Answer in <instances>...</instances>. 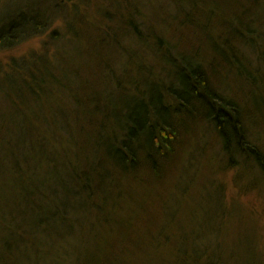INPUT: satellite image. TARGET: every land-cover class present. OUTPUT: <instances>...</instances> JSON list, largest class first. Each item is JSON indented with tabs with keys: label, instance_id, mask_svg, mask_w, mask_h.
<instances>
[{
	"label": "trees",
	"instance_id": "16d2710c",
	"mask_svg": "<svg viewBox=\"0 0 264 264\" xmlns=\"http://www.w3.org/2000/svg\"><path fill=\"white\" fill-rule=\"evenodd\" d=\"M190 3L192 9L187 12ZM175 4L176 13L164 7L169 13L165 20L159 17L155 21L157 17L152 15L155 22L149 26L150 35L143 33L135 18L136 11H140L137 5L124 6L125 19L123 14L119 18L121 26L136 40H151L147 49L152 62H144V49L131 54L125 46L122 54L130 61L116 67L111 49L103 45V51L95 54L99 59L96 71L94 67L89 70L91 79L78 89L77 81L68 86L73 92L81 89L83 96L78 102L82 108L65 115L63 124L50 116H37L34 124H1L0 264H224L220 250L190 245L192 238L175 231L181 223L178 213L160 202L159 193L172 187L170 177L188 147L189 136L199 126L186 119L193 114L201 118L199 114L205 107L213 110L203 118L215 127L226 166L234 168L245 158L264 176V149L248 130L249 114L244 116L215 84V72L221 64L233 65L227 53L240 60L234 41L245 40V35L236 30L233 37L221 40L222 46L214 41L208 52L213 12L191 0ZM257 6L254 0V8ZM234 22L226 26L234 27ZM51 23L26 38L44 33ZM31 24L33 18L24 29ZM185 28L200 31L204 36L201 38L206 39L202 41H207L192 57L180 53L175 43ZM60 32L53 31L50 38L60 36ZM170 33L173 38L168 37ZM220 50L226 53L224 62L213 53ZM24 61L13 60L7 72H18ZM216 61L221 63L215 71ZM40 65L38 75L28 71L18 87L19 92H28L39 103V94L51 91L43 73L53 66L48 60H42ZM142 73L160 77L159 83L150 87L160 90L156 92L160 94L157 109H145L143 114L137 111L133 117L125 113L127 99L117 110L111 109L109 103L101 107L96 101L99 90H121L127 95L142 92ZM120 76H125L124 80ZM166 77L172 81L166 82ZM161 108L167 111L168 121L163 120ZM246 148L255 152V158L246 154ZM145 189L157 195L129 205L131 195ZM154 200H159L158 205L168 212L151 211ZM162 223H168L169 228L161 230ZM239 250L244 255L240 256ZM239 250L230 256L234 264H258L255 251L247 243Z\"/></svg>",
	"mask_w": 264,
	"mask_h": 264
},
{
	"label": "rangeland",
	"instance_id": "374dc122",
	"mask_svg": "<svg viewBox=\"0 0 264 264\" xmlns=\"http://www.w3.org/2000/svg\"><path fill=\"white\" fill-rule=\"evenodd\" d=\"M192 1L205 11L213 12L209 20L208 37L212 40L207 44L208 52L214 46V41L221 45L220 42L233 37L236 32H232L236 30L243 31L245 35V40L234 41L243 63L225 53L233 65L221 64L220 70H217L221 62L216 61L218 83L215 84L239 106L244 116L249 114L248 130L253 140L264 149V0H257L256 8L254 0ZM175 2L187 3V0H0V126L34 124L37 116L58 118L59 123L63 124L65 115L69 116L77 107L82 108L78 102L83 96L81 89L73 92L68 86H73L77 81L78 89L86 79H91L89 70L94 67L96 71L99 59L95 54L103 51V45L111 49V60L116 67L122 61H130L126 54H122L125 46L131 49V54L139 48L144 49V62L148 60L151 63L147 49L151 40H136L132 33L124 31L119 18L123 14L125 19L128 4L137 5V10L141 12L136 11L138 15L135 18L143 33L150 35L149 26H153L159 17L165 20L170 12L176 13ZM191 9L190 3L186 11ZM153 14L157 17L155 21L151 19ZM31 18L33 24L24 29ZM231 20L235 21L234 27L226 26ZM50 22L44 33L26 38L28 34L41 31ZM55 30L61 31L60 36L52 35L50 38ZM173 36V33L168 35L169 38ZM201 37L204 36L200 31L185 28L175 43L179 45L180 53L192 57L197 48L207 43ZM213 53L222 62L225 61L224 51ZM22 58L25 61L20 64L18 72H7L13 60L20 63ZM42 60L50 61L53 66L43 73L51 84V91H42L39 103L31 99L28 92H19L18 87L28 71L33 70L35 76L38 75ZM135 62L138 64V61ZM162 75L165 77V74ZM124 77L119 78L124 80ZM139 77L142 92L132 91L127 95L121 90H99L96 101L101 107L109 103L111 109L117 110V106L124 105L123 101L127 99L129 106L125 113L133 117L137 111L143 114L145 109H157L160 94L156 92L160 90H151L150 87L159 83L160 77L143 73ZM130 78L133 79V75ZM170 81L172 78L166 77V82ZM59 84H62L61 90ZM218 109L216 107V111ZM203 111L199 114L201 118L193 114L186 119L190 124L199 126L189 136L188 147L184 149L182 157L180 155L177 169L170 177L172 187L159 193L160 202H165L169 210L176 209L181 223L175 231L192 238L190 245H207L211 249H218L224 264H234V259L230 258L233 251L242 249L247 243L250 250L253 248L255 251L258 264H264V176L245 158L234 168L226 166V156L215 127L203 118L213 110L205 107ZM161 116L163 120L167 119L164 108H161ZM246 154L255 158L252 149L248 148ZM152 195L157 194L147 189L135 191L128 199L129 205L149 201ZM160 202L154 200L151 211L157 214L168 212L158 205ZM160 226H163L161 230L169 228L168 223ZM233 245L239 248L233 249ZM239 252L240 256L244 255L243 251Z\"/></svg>",
	"mask_w": 264,
	"mask_h": 264
}]
</instances>
